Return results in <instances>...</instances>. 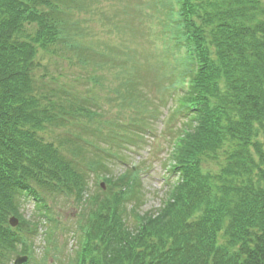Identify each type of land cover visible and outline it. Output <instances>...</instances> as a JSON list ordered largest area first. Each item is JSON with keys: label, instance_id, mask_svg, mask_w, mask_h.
<instances>
[{"label": "trees", "instance_id": "1", "mask_svg": "<svg viewBox=\"0 0 264 264\" xmlns=\"http://www.w3.org/2000/svg\"><path fill=\"white\" fill-rule=\"evenodd\" d=\"M76 3L0 0V264H11L19 253L35 262L40 222L25 218L24 199L48 211V197L55 195L88 203L84 210L91 220L82 227L79 264H264V141L252 142L256 127L264 129V20L251 23L264 12L258 0H180L179 23L190 66L182 76L181 101L173 117L186 119V134L172 154L176 181L171 192L134 232L125 223L133 217L129 203L137 200L132 205L137 212L142 200L139 173L107 177L108 187L100 188V194L90 195L87 185V175L99 176L106 159L117 155L111 145L126 138L132 125L123 123V132L106 134L100 127V106L87 97L49 92L48 82L32 73L39 42L61 41L84 68L102 67L100 59L109 55L117 60L112 53L70 44L69 33L78 31L67 15L77 9ZM29 22L39 27L30 41L19 37ZM203 24L214 26V55ZM63 33L67 36L60 40ZM118 66L130 70L123 63ZM123 85L126 93L120 99L128 105L132 86L129 80ZM168 89L173 97V82ZM71 116L84 119V126L97 124L95 136L107 143L83 136L78 125L66 127ZM133 123L147 127L139 120ZM42 124L67 128L62 136L66 145L41 138L37 129ZM213 161L222 165L218 173L208 167ZM11 216L20 219L17 228L9 225Z\"/></svg>", "mask_w": 264, "mask_h": 264}, {"label": "rangeland", "instance_id": "2", "mask_svg": "<svg viewBox=\"0 0 264 264\" xmlns=\"http://www.w3.org/2000/svg\"><path fill=\"white\" fill-rule=\"evenodd\" d=\"M76 1L79 6L75 11L69 12L72 15H67L73 30L77 29L78 31V34L69 33L70 44L79 43L81 47H88L90 49L88 51H93V53L95 50L100 53L105 52L104 55L112 53L117 60L113 62L110 55L100 59L101 55H98L96 61L100 59L103 69L102 67L84 68L85 65L79 63L77 56L74 55V58H71L74 53H66L63 48H68V46L66 44L62 46L61 41L58 42L59 44L51 43L52 45H43L39 42L36 44L37 55L35 57L38 66L32 73L38 81L48 82L47 90L49 92L54 89L59 93L65 92L68 96L72 93L79 98L87 97L98 107L100 106L103 111L100 127L106 134L110 131L111 133L121 132L123 123L132 125L128 126L125 132L126 138L124 137L116 144L111 145L113 150H117L123 157L124 161L106 159L102 165L104 168L98 171H100V175L116 178L126 170L138 167L142 195V200L138 201L140 205L138 213L142 215V213L159 208L167 196L170 188L168 183L173 182V177L169 175L168 156L173 141L180 134L184 124V120L180 118L176 119L177 121L173 120V122L175 121L173 130H175L172 133L167 126L169 111L174 106L168 84L172 82L170 75L175 70V63L165 55V52L167 50L172 52L175 46L168 39L171 33L168 25L170 18L162 10L161 3L167 10L169 0H161L160 3L159 0ZM258 2L259 7L264 9V0H258ZM258 20H264V12L256 15L251 23L254 24ZM202 21L206 22L205 19ZM165 26L168 28L166 29ZM202 26L206 38L213 41L214 26L206 24ZM37 28L39 27L36 22L26 23L19 32V37L30 41L31 37L36 35ZM166 31L169 32L166 33ZM152 34L157 37L154 38ZM63 36L65 38L67 33H63L60 40ZM157 47H160V51L157 50ZM215 48L216 45L213 41L211 45L213 55ZM97 63L100 64L99 61ZM121 63L130 70L125 71L119 67L118 65ZM175 72L173 76H175ZM81 74L85 76L83 80H80ZM90 79L97 80V84L89 82ZM126 80H129V84L132 86L130 91L133 95V100L128 105L120 99L123 93H126L123 85ZM117 90L121 92L119 97L116 94ZM41 91L43 92L42 89ZM51 96H54L53 93L49 94V97ZM72 117L76 118V122ZM67 120H70L66 121L70 126L66 127L74 129V125H78V130L83 136H88V139L95 140L97 143H107L95 136L97 124L90 127L84 126V119H78L75 116H71ZM135 120L147 125L152 132L146 131L147 127L145 126L141 129L139 123H133ZM56 127L42 124V127L37 129V133L41 138L51 141L53 145L61 147L64 140L62 136L67 133L68 129H56ZM256 128L257 134L252 142L262 143L264 129L261 126ZM54 136L58 138L54 140ZM79 140L85 143L86 139ZM63 144L65 146L66 142L62 143V146ZM252 150L255 151V148H250L251 152H253ZM208 167L215 169V172L218 173L222 165L215 164L213 161ZM96 176L94 172L87 175L90 195L98 192L95 184ZM107 187L108 185L105 183V189ZM48 198L49 210L45 212L50 213L53 223H45L42 218L44 212H37L33 201L24 199L22 207V213L27 220H37L44 225L35 241L36 260L34 264H74L79 247L78 217L88 203H77L75 197L68 199L63 195L49 196ZM136 204L137 200L130 202L128 206L130 214H133L131 205L136 206ZM134 222L135 218L132 217L125 223V227L129 228L128 231H135L136 224L134 226ZM41 223L40 226H42ZM16 255L14 254V259Z\"/></svg>", "mask_w": 264, "mask_h": 264}, {"label": "water", "instance_id": "3", "mask_svg": "<svg viewBox=\"0 0 264 264\" xmlns=\"http://www.w3.org/2000/svg\"><path fill=\"white\" fill-rule=\"evenodd\" d=\"M10 223L13 227H16L19 223V220L16 218V217H12L10 219ZM28 258L26 256L24 257H17V260H16V264H22L23 262H25Z\"/></svg>", "mask_w": 264, "mask_h": 264}]
</instances>
